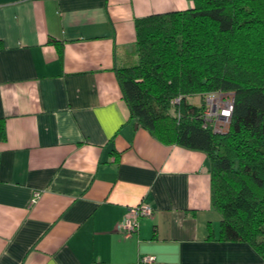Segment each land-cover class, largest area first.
<instances>
[{
	"label": "crops",
	"instance_id": "obj_1",
	"mask_svg": "<svg viewBox=\"0 0 264 264\" xmlns=\"http://www.w3.org/2000/svg\"><path fill=\"white\" fill-rule=\"evenodd\" d=\"M191 6L0 0V264H264L219 238L207 154L137 123L117 79L136 18Z\"/></svg>",
	"mask_w": 264,
	"mask_h": 264
},
{
	"label": "trees",
	"instance_id": "obj_2",
	"mask_svg": "<svg viewBox=\"0 0 264 264\" xmlns=\"http://www.w3.org/2000/svg\"><path fill=\"white\" fill-rule=\"evenodd\" d=\"M191 2L135 19L117 79L131 118L162 143L207 154L219 238L248 242L264 261V0ZM213 91L234 95L224 132L204 124Z\"/></svg>",
	"mask_w": 264,
	"mask_h": 264
},
{
	"label": "built area",
	"instance_id": "obj_3",
	"mask_svg": "<svg viewBox=\"0 0 264 264\" xmlns=\"http://www.w3.org/2000/svg\"><path fill=\"white\" fill-rule=\"evenodd\" d=\"M234 95L231 91H213L206 94L204 99L203 118L204 124H210L215 132L226 131L233 107ZM133 218L125 217L120 223L123 235H130L137 228V217L150 215L151 208L146 205H139L132 209ZM144 261H151V257L143 258Z\"/></svg>",
	"mask_w": 264,
	"mask_h": 264
},
{
	"label": "rangeland",
	"instance_id": "obj_4",
	"mask_svg": "<svg viewBox=\"0 0 264 264\" xmlns=\"http://www.w3.org/2000/svg\"><path fill=\"white\" fill-rule=\"evenodd\" d=\"M189 100L193 103L200 104L201 103V97L200 95L192 96L189 98Z\"/></svg>",
	"mask_w": 264,
	"mask_h": 264
}]
</instances>
